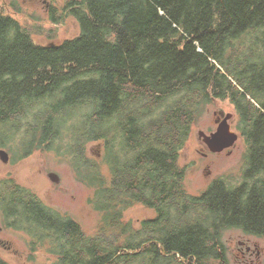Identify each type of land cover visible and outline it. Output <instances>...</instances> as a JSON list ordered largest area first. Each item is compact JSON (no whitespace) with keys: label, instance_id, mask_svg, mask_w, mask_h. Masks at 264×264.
Returning a JSON list of instances; mask_svg holds the SVG:
<instances>
[{"label":"trees","instance_id":"1","mask_svg":"<svg viewBox=\"0 0 264 264\" xmlns=\"http://www.w3.org/2000/svg\"><path fill=\"white\" fill-rule=\"evenodd\" d=\"M70 13L79 33L43 45L1 6L0 147L21 132L17 161L70 134L65 153L84 161L100 222L87 232L7 174L5 225L49 264H226L223 230L264 238V0H80ZM213 99L235 110L243 169L191 193L179 153ZM133 204L154 216L123 219Z\"/></svg>","mask_w":264,"mask_h":264},{"label":"rangeland","instance_id":"2","mask_svg":"<svg viewBox=\"0 0 264 264\" xmlns=\"http://www.w3.org/2000/svg\"><path fill=\"white\" fill-rule=\"evenodd\" d=\"M15 1L18 3L6 7L7 13L14 16L22 26L31 30V39L35 43L59 44L79 33L78 22L67 11L69 8L66 6L59 5L53 20L43 10H30L24 4L19 3L20 0ZM10 10H14L15 13ZM216 108L233 114L231 130L238 133L237 116L228 100L216 99L213 103H207L203 113L192 125L191 133L179 153L178 162L185 166L184 181L191 193L203 191L218 176L224 177L228 185L237 183L241 177L245 151L242 137L239 136L229 150L220 152L205 150L206 157L198 153L199 147L203 145L198 139V130L207 132L214 129L212 111ZM20 133L14 136L8 146L0 147L5 149L9 155L8 162L4 163L0 160V176L13 175L18 183L30 188L38 195L45 205L72 217L87 232L94 233L101 218V212L96 210L92 203L95 186L88 180L89 171L86 174L84 161L76 164L74 155L70 156L65 153L70 134L63 137L59 147L56 144L52 149L42 146L16 161L18 154L14 159L15 147L20 142ZM84 151L90 158L88 162L92 165L94 163V168L99 167L100 175L107 181V167L101 161L102 142H87ZM49 172L56 173L59 180L55 182L49 179L47 175ZM152 216H154V211L142 204H133L123 213V219L131 220L136 225L141 219ZM0 227V258L3 260L10 264H49L53 260V256L45 248L31 247L30 237L26 233L6 226L1 212ZM249 238H253V234L246 233L240 228L232 227L223 230L221 240L226 248V264H264V254L261 260H255L252 263L239 253L238 248L246 244L240 241L247 242ZM258 240L259 246L264 249V238L259 236Z\"/></svg>","mask_w":264,"mask_h":264},{"label":"flooded vegetation","instance_id":"3","mask_svg":"<svg viewBox=\"0 0 264 264\" xmlns=\"http://www.w3.org/2000/svg\"><path fill=\"white\" fill-rule=\"evenodd\" d=\"M80 0H20L19 3L24 4L27 6V9L30 10H43L47 15L51 16V19L54 15L57 14V9L60 4L62 6H66V8H69V11L74 7L76 3H78ZM18 2L15 0H0V8L1 6L6 9L9 5L17 4ZM12 8V7H11ZM14 12V10H10ZM15 13V12H14ZM57 17V16H55ZM216 99L212 100V103L215 102ZM214 115V129H210L209 131L205 132L202 130L205 134H210L211 132L215 131L217 126L219 124H229V129L231 130V123L233 120V114H230V116L227 117L228 112H223L220 108L213 109L212 111ZM198 139L201 141L203 145H201L200 151L198 153L206 157L207 152L205 150H209L207 145L202 141L201 138L198 137ZM232 147V146H231ZM230 147V148H231ZM230 148L224 149L229 150ZM259 236H254L253 238H249L247 242L240 241V243H246L244 246H241L238 248L239 253L242 254V256L249 261H252V263L255 260H261V257L264 254V249L259 246Z\"/></svg>","mask_w":264,"mask_h":264},{"label":"water","instance_id":"4","mask_svg":"<svg viewBox=\"0 0 264 264\" xmlns=\"http://www.w3.org/2000/svg\"><path fill=\"white\" fill-rule=\"evenodd\" d=\"M230 114L231 113L228 112L227 117L230 116ZM198 137L207 145L209 151L220 152L234 145L238 138V133L230 130L229 124H219L216 130L210 134H205L202 130H198ZM8 159L9 155L7 151L0 148V160L6 163ZM47 175L52 181L57 182L59 180L58 175L54 172H49Z\"/></svg>","mask_w":264,"mask_h":264}]
</instances>
